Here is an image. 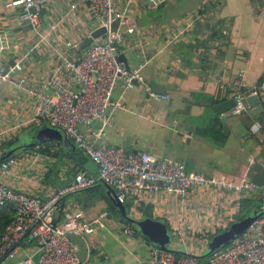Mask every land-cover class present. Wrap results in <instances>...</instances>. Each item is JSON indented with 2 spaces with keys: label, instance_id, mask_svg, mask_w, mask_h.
Wrapping results in <instances>:
<instances>
[{
  "label": "crops",
  "instance_id": "1",
  "mask_svg": "<svg viewBox=\"0 0 264 264\" xmlns=\"http://www.w3.org/2000/svg\"><path fill=\"white\" fill-rule=\"evenodd\" d=\"M67 1L55 0L45 16L58 19ZM3 6L0 0L4 27L1 40L6 43L0 57L5 66L27 52L36 38L26 24L18 22ZM195 11L202 13L201 19L171 41L170 33L178 27L179 21ZM130 18L142 26L143 31L125 33L127 47L123 53L131 68L142 66L144 82L131 89H126L121 81L116 84L114 96L121 97L126 109L115 114V125L107 129L104 140L129 152H149L157 158L177 160L186 171L206 177L237 182L247 174L252 180L255 172L252 167L248 168L249 158L264 167V110L255 114L249 106L241 115L229 111L217 114L212 106L203 102L215 104L229 99L238 90L248 92L264 84V0H165L158 6H150L142 0ZM86 20L78 25H65L59 32L84 33L88 26L96 24L93 19L87 17ZM152 26L163 28L150 29ZM138 41L143 42L142 50L135 47ZM52 64V51L40 45L16 73L12 72L11 78L22 77L33 86L41 85ZM146 80L176 93L179 101L185 103L184 107L173 112L150 102ZM33 103L32 98L19 92L10 81L2 84L0 132L9 135L1 144L12 138H18L13 147L29 142L33 136L31 129L38 126L23 124L35 113ZM254 125L259 128L256 133ZM97 126L98 123L93 125ZM82 130L90 137L89 128L83 126ZM57 141L62 145L60 160L56 159L54 148L50 150L55 155L37 152L36 159L27 157L31 151H26L25 147L17 149L13 154L18 162L4 181L17 191L48 198L58 184L73 179L70 168L75 165L73 158L78 156L71 152V147ZM2 152L0 150V155ZM84 169L91 174L98 171L92 162L85 163ZM101 185L109 198L106 187ZM108 207L99 188L95 191L82 189L65 198L59 217L63 219L79 209L83 212L81 219L94 228L89 235L90 241H86L88 263L149 264V249L154 243L140 233L126 234L123 216L112 213ZM239 209L240 202L225 190L192 191L184 198L154 192L142 202L140 214L135 217L163 221L174 248L201 256L206 252L208 234L228 228L235 222ZM33 250L34 243L26 242L9 264Z\"/></svg>",
  "mask_w": 264,
  "mask_h": 264
},
{
  "label": "built area",
  "instance_id": "2",
  "mask_svg": "<svg viewBox=\"0 0 264 264\" xmlns=\"http://www.w3.org/2000/svg\"><path fill=\"white\" fill-rule=\"evenodd\" d=\"M4 8L20 23L26 24L36 42L14 65L5 72L0 57V88L10 81L19 92L33 99L35 113L23 125L41 126L47 124L59 129L81 148L97 165L98 173L93 175L85 170L78 171L74 179L65 187L51 190L48 198L42 199L32 193L20 192L12 188L4 177L10 172L18 157L9 156L0 161V207L10 205L14 218L5 227L0 238V264H9L22 250L26 242L34 243V250L25 252L14 264H86L77 255V246L69 239V234H92L94 228L82 220L83 212L66 214L60 219L65 198L74 192L107 182L115 189L121 201L131 202L129 214H140L142 202L154 192H164L184 198L192 191H220L232 193L241 202L260 193L264 199V185L259 186L248 179L247 174L237 182L224 178L206 177L184 169L182 162L170 158H157L149 152H129L123 147L108 144L104 135L115 125L114 116L126 109L121 97L115 98L116 84L121 81L126 89L136 82H144L142 66L128 70L123 62L116 60L114 50L123 53L127 47L125 33H140L143 27L132 24L125 33L110 31L113 21L124 23L142 0H68L58 19L46 17L45 12L55 0H1ZM165 0H145L150 6H158ZM54 12V11H53ZM5 16V14H3ZM96 24L87 27L84 33L66 34L64 26L84 23L86 18ZM202 13L195 11L183 17L178 27L170 33V40L178 39L200 20ZM46 22V25H45ZM105 26L108 31L94 39L80 54L84 37L95 28ZM150 29H162L160 26ZM170 23L168 24V28ZM4 32L0 17V53L6 49L1 39ZM142 41L135 47L143 49ZM45 45L53 53V64L41 85L33 86L25 78H11L12 72L21 68L22 63L37 47ZM150 94L149 100L168 99V96ZM257 95L264 104V84L254 86L249 92L238 90L232 94L235 103L229 110L233 115H241L249 109L248 95ZM98 123L97 127H93ZM89 128L90 137L82 127ZM257 125L253 126L256 133ZM7 132H0V144ZM56 142L47 141L36 147L27 157L37 158L38 148H56ZM254 164L249 158L250 168ZM147 196V197H146ZM264 210V206L261 207ZM107 216V213L104 217ZM103 217V216H102ZM102 219V218H101ZM225 226L224 228H226ZM128 235L138 232L134 225L123 224ZM208 242V240H207ZM39 254L36 262L34 255ZM149 264H264V215L228 246L208 255L204 262L197 256L177 254L152 244L149 249Z\"/></svg>",
  "mask_w": 264,
  "mask_h": 264
},
{
  "label": "water",
  "instance_id": "3",
  "mask_svg": "<svg viewBox=\"0 0 264 264\" xmlns=\"http://www.w3.org/2000/svg\"><path fill=\"white\" fill-rule=\"evenodd\" d=\"M134 20L129 18L124 23H119V21H113L110 24V31H116L119 33H125L129 29V26L134 24ZM108 29L105 26H101L98 28H95L90 32L89 35L83 38L80 49H85L94 39H98L101 36H103L105 33H107ZM114 53L116 55V60L118 62H123L125 64V67L130 70V66L127 60V57L124 53H119L115 49ZM14 65V60H11L9 64L5 65V72H9V68ZM241 68L238 69V72L236 73L238 78L240 77ZM236 77V76H235ZM146 82L149 85L150 91L163 95L168 96V99H160V100H154V103H156L160 108L168 107L173 112H175L177 109L183 108L185 103L180 102L175 94L171 93L170 90H168L165 86H162L158 84L155 81L146 80ZM234 83V81H232ZM137 84V82H136ZM248 105L252 108L253 113L257 114L259 110H264L263 104L260 102V98L257 95H248L247 98ZM189 102V100H187ZM190 102L195 103V100H190ZM206 103L209 106H212L215 113L217 114H224L228 112L231 107L234 105L235 100L233 96H231L229 99H226L224 101L212 104L211 102H203ZM61 140L65 146L72 147L73 149H76V144L69 139L68 136L64 135L59 129L47 126L45 128H42L36 133V137L33 139H30L29 142L25 145L21 144L19 146L13 147L8 152L4 150L2 154L0 155V161L11 156L17 149L23 148V147H32L35 144L42 143L49 140ZM252 170L255 172V174L252 177V181L256 183L259 186L264 185V167L260 163H255L252 166ZM102 184L107 189V195L109 196L110 200L113 202V204L117 207L123 218L130 221L134 226L137 227L138 231L147 238L152 243L158 245L162 249L166 250H172L176 252L177 254H189L193 256H197L191 252L178 250L176 247L174 248L172 246V236L168 231V227L166 223H164L161 220H156L153 218H136L129 214L127 211L126 206L124 205L123 201H121L117 194L115 189L111 186V184L107 182H102ZM264 215V210H254L252 214L246 216L245 218L233 222L228 229L224 230L223 232L215 235L210 241L206 243V252L204 255H210L214 251L223 248V246L230 244L233 240H235L239 235L244 233L248 227L253 224L259 217ZM70 241L73 245L77 246V255L80 258L82 262L88 263V246L86 241H90V236L88 234H74L71 233L68 235ZM208 249V251H207ZM201 255V256H204ZM197 256V257H201Z\"/></svg>",
  "mask_w": 264,
  "mask_h": 264
},
{
  "label": "trees",
  "instance_id": "4",
  "mask_svg": "<svg viewBox=\"0 0 264 264\" xmlns=\"http://www.w3.org/2000/svg\"><path fill=\"white\" fill-rule=\"evenodd\" d=\"M81 49H77L75 51V53L78 55L81 53ZM250 91V90H249ZM248 91V92H249ZM246 92V91H245ZM48 125L47 124H43L41 126H38L36 128H32V133H33V136L30 137V139H33L36 137V133L41 130L42 128H45L47 127ZM49 141H52V142H56L58 145L57 147L54 149V153H56V155L54 153H51L52 151L50 150L49 147H46V148H38L39 152H44V153H47V154H52V155H55L56 159L57 160H60L61 157H62V145L60 142H58L56 139L55 140H49ZM48 141V142H49ZM220 141V140H218ZM47 141H45L46 143ZM18 143V138H12V139H9L5 142H3L1 144V148L0 150L1 151H4L6 150L7 152L14 146V144ZM42 143H38V144H35L34 146H32L31 148H25L26 151H34L36 149V147H40ZM71 149H73L71 147ZM59 152V153H58ZM73 154L75 153L76 155H78L77 157H74V166L70 168V172L73 176V179L76 175V173L78 171H81V170H85L84 169V165L85 163L87 162H92L94 164V161L84 153V151L77 147L76 146V149H73L71 151ZM81 153V154H80ZM14 154H12L11 156H13ZM72 156V155H71ZM82 165V166H80ZM86 171V170H85ZM89 173V172H88ZM98 173V171H97ZM91 174V173H90ZM93 175H97V174H93ZM71 176V177H72ZM73 179H70L66 182H62L61 184H58L57 188H62V187H65L67 184H69ZM102 183H99L98 185L94 186V187H91V188H88V189H85V190H88V191H95L97 188H99L100 190V193L102 195V197L108 202V209L109 211H111L112 213L114 214H121L119 212V210L117 209V207L113 204V202L105 195L104 193V189H102ZM104 188V187H103ZM124 205L126 206L127 208V211H131V202H129V200H126L123 202ZM264 206V199H263V196L260 194V193H257L255 195H253L252 197H249V198H243L240 202V209H239V213L237 214L236 216V219L235 221H238V220H241L243 218H245L246 216L250 215L253 213L254 210H259V211H262L261 207ZM14 210L12 209V207L10 205H6V206H2L0 207V238H1V233L3 232V230L5 229V227L12 221V219L14 218ZM143 218V217H141ZM122 220L127 223V224H130V225H133L130 221H128L127 219L123 218L122 217ZM234 222V221H233ZM232 224V223H231ZM230 224V225H231ZM229 228V227H228ZM226 228V229H228ZM225 229V230H226ZM224 230L223 229H219L217 231H215L214 233H209L208 236H207V240L210 241L215 235L223 232ZM139 232V231H138ZM140 233V232H139ZM141 234V233H140ZM229 245V244H228ZM228 245H225L223 246L226 247ZM208 255H204V256H201V257H198V259L201 261V262H204L206 259H207Z\"/></svg>",
  "mask_w": 264,
  "mask_h": 264
},
{
  "label": "rangeland",
  "instance_id": "5",
  "mask_svg": "<svg viewBox=\"0 0 264 264\" xmlns=\"http://www.w3.org/2000/svg\"><path fill=\"white\" fill-rule=\"evenodd\" d=\"M26 142L28 141V140H25ZM207 243V242H206ZM207 251H208V249H207ZM206 254H207V252H206ZM35 260H36V262H38L39 261V254L35 257Z\"/></svg>",
  "mask_w": 264,
  "mask_h": 264
}]
</instances>
